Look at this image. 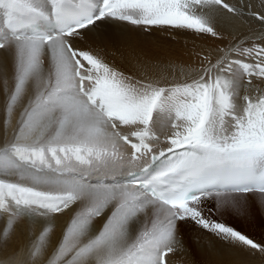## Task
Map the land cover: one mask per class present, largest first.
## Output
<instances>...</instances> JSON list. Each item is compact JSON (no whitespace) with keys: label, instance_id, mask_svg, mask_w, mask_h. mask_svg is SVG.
I'll return each mask as SVG.
<instances>
[{"label":"snow or ice","instance_id":"6c2138e0","mask_svg":"<svg viewBox=\"0 0 264 264\" xmlns=\"http://www.w3.org/2000/svg\"><path fill=\"white\" fill-rule=\"evenodd\" d=\"M0 114V264H264V0H0Z\"/></svg>","mask_w":264,"mask_h":264},{"label":"bare ground","instance_id":"6f19581e","mask_svg":"<svg viewBox=\"0 0 264 264\" xmlns=\"http://www.w3.org/2000/svg\"><path fill=\"white\" fill-rule=\"evenodd\" d=\"M257 7H259L260 0H252ZM239 27L242 29H247L249 27V21L244 20L239 24ZM251 27L259 29V24L253 23ZM225 35H227V30L225 31ZM141 39L148 41L146 46L152 48L155 51L160 50V48L171 49L175 54H182L192 50L193 43L195 44H219L220 41L215 40L211 37H197L191 34H179L174 35V38L170 39L167 34H157L155 36L149 37H141ZM114 51V49H110ZM117 61H119V56L116 57ZM2 114H0V120H2ZM254 212H258L260 208L253 202L251 204V209ZM67 220V217H62L59 221H57L56 225V233L59 234L60 230L63 227L64 222ZM0 227H3V224L0 223ZM39 229V225L37 226ZM184 240L186 246L190 249L188 254H169L167 258L169 260V264H241L242 261H251L252 264H259L258 257H249L246 255H242L237 253L235 250H230L223 245L217 244L218 252H214L211 255H208L202 247V243H198L196 240V233L192 231L190 225L182 226ZM18 238L21 242H24V235L18 229L17 232ZM55 238V237H54Z\"/></svg>","mask_w":264,"mask_h":264},{"label":"rangeland","instance_id":"374dc122","mask_svg":"<svg viewBox=\"0 0 264 264\" xmlns=\"http://www.w3.org/2000/svg\"><path fill=\"white\" fill-rule=\"evenodd\" d=\"M222 219L249 235L250 238H255L257 241L264 239V213L261 210L259 213L250 210V214L245 217L226 212Z\"/></svg>","mask_w":264,"mask_h":264}]
</instances>
